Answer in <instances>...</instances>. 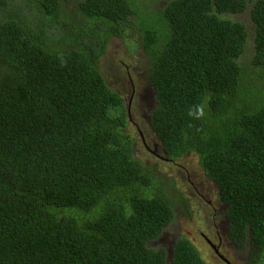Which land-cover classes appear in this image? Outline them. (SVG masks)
<instances>
[{
  "label": "trees",
  "instance_id": "1",
  "mask_svg": "<svg viewBox=\"0 0 264 264\" xmlns=\"http://www.w3.org/2000/svg\"><path fill=\"white\" fill-rule=\"evenodd\" d=\"M60 3L0 17V264H205L187 239L169 258L148 247L172 221V205L133 158L121 99L97 66L137 0H80L72 23ZM248 6L246 68L237 62L246 29L223 16ZM155 18L161 29L150 19L139 26L150 128L168 158L198 155L225 207L228 239L261 264L264 99L236 103L264 69V0H169ZM198 109L202 116L189 115Z\"/></svg>",
  "mask_w": 264,
  "mask_h": 264
},
{
  "label": "rangeland",
  "instance_id": "2",
  "mask_svg": "<svg viewBox=\"0 0 264 264\" xmlns=\"http://www.w3.org/2000/svg\"><path fill=\"white\" fill-rule=\"evenodd\" d=\"M4 1L6 6L0 4V17L2 15L7 18L10 15L17 17V15L24 12L37 15V11H39V0ZM79 1L74 0L68 4L60 0V6L64 14L62 19L65 22L72 23L80 14ZM168 1L137 0L136 16L130 17L131 22L119 25V35L109 39L105 52L97 63L108 88L115 92L113 89L119 87V94L125 107L131 90L130 84L134 87L136 94L133 98L130 114L142 131L146 145L160 157L164 156L161 153L162 145L149 125L150 112L155 106V101L148 79L150 72L149 57L141 47L142 31L139 30V26L142 20L150 19L147 20L149 21L148 27L161 29L163 22L155 17L160 14ZM223 17L242 23L246 29L245 48L237 62L242 67L247 68L251 64L254 46V26L250 19V6L242 13L225 14ZM223 17L221 16V18ZM41 19L42 22H45L44 24L47 23L46 18L42 17ZM257 73L261 76L257 83L258 88L253 85L252 74H250L247 86L248 95L244 97L243 102L236 103L238 106L256 99H264V69H259ZM124 132L132 141L133 158L138 160L144 167L145 172L153 178L154 183L152 186L157 195L166 198V201L172 205V212L175 215L162 233L148 244V247L152 249L162 248L169 253L173 243L183 238L193 245L205 264H223L217 257L212 255V250L207 247L203 236L212 240L216 245L220 239L224 248L231 243L227 237L224 219L225 207L218 200L217 186L205 176L198 155L190 151L182 157L172 159V163L157 161L156 156L151 155L143 147L134 126L126 123ZM150 192L155 195L153 189H150ZM181 195L186 198L185 203H181ZM200 195L205 200L202 201ZM206 200L212 203L211 207L205 204ZM228 260L232 264H248L246 252L239 251L232 246L229 250ZM261 264H264V258Z\"/></svg>",
  "mask_w": 264,
  "mask_h": 264
},
{
  "label": "flooded vegetation",
  "instance_id": "3",
  "mask_svg": "<svg viewBox=\"0 0 264 264\" xmlns=\"http://www.w3.org/2000/svg\"><path fill=\"white\" fill-rule=\"evenodd\" d=\"M130 82V81H129ZM130 87H131V90H130V94H129V98L127 100V106L125 107L123 105V100H122V97L121 95L119 94V87H116L115 89H113L115 91L116 94H118V96L120 97L121 99V104L125 110V113H126V123H129L130 125L134 126L138 132V137L143 145V147L145 148V150H147L151 155H155L156 156V160L157 161H162V162H165V163H172L173 160L171 158H169V161H164L162 159V157H160V155L156 154L155 151L151 150L147 145H146V142H145V138H144V135L142 134V131L140 130V128L137 126V124L134 122L133 118H132V115L130 114V109H131V105L133 103V98L135 97V92H134V87L130 84ZM112 91V90H111ZM126 123H125V126H124V129L126 127ZM124 129H123V132H124ZM162 153V151H161ZM160 157V159H159ZM164 157V156H163ZM209 180V179H208ZM189 182V180H187ZM210 181V180H209ZM212 182V181H211ZM198 194V193H197ZM201 196V195H200ZM182 197V202L181 203H185V197L183 195H181ZM201 200H205L202 196L200 197ZM205 204L208 206V207H211L212 203L209 201V200H206ZM175 217V215L173 216V218ZM204 239H207L210 243L207 244V247L210 248L212 251V255L217 257L221 262H223V264H232L228 258H229V250H230V247L233 245H231V243H229V245L224 248L221 244V240L219 239V243H214L212 240L206 238L205 236H203ZM206 242V241H205ZM221 248H222V252H221ZM198 252V251H197ZM199 254V253H198Z\"/></svg>",
  "mask_w": 264,
  "mask_h": 264
},
{
  "label": "clouds",
  "instance_id": "4",
  "mask_svg": "<svg viewBox=\"0 0 264 264\" xmlns=\"http://www.w3.org/2000/svg\"><path fill=\"white\" fill-rule=\"evenodd\" d=\"M189 115L190 116H193V115H195V116H202L203 115V110L202 109H198L197 110V112L196 113H193L191 110L189 111Z\"/></svg>",
  "mask_w": 264,
  "mask_h": 264
},
{
  "label": "water",
  "instance_id": "5",
  "mask_svg": "<svg viewBox=\"0 0 264 264\" xmlns=\"http://www.w3.org/2000/svg\"><path fill=\"white\" fill-rule=\"evenodd\" d=\"M162 153H163V155H164V157H162V159H163L164 161H169V158L166 156V154H165V152L163 151V149H162ZM226 231H227V229H226ZM205 241H206L207 244L210 243L207 239H205ZM170 253H171V252L167 253V254H168V258H169V256H170Z\"/></svg>",
  "mask_w": 264,
  "mask_h": 264
}]
</instances>
